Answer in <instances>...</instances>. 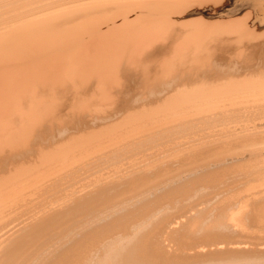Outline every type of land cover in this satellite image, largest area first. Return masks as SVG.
I'll return each instance as SVG.
<instances>
[{"label": "bare ground", "instance_id": "bare-ground-1", "mask_svg": "<svg viewBox=\"0 0 264 264\" xmlns=\"http://www.w3.org/2000/svg\"><path fill=\"white\" fill-rule=\"evenodd\" d=\"M191 1L192 0H38L36 2L32 0L28 3L16 5V3L19 2L18 1L14 6H7L4 10H1L0 7V152L6 147L10 149V155L12 157L25 160L30 157L32 152H34L32 146L29 145L30 142L32 143L34 141V137H36L42 129L46 126L50 128L54 123L56 124L57 120H60L61 123L65 122L66 120H63L66 116L69 117L70 115L74 116L78 114L84 115L88 112L86 110L88 107L85 106V104L89 102L86 100L87 97H89V99L92 97V100H90L91 104L100 102L99 100L96 101L94 97L97 98L102 96L104 101L107 99L123 97V102L119 106L117 105L118 111L116 112L117 108L115 109L116 114H121V117L119 116V121L117 120L118 122L102 126L97 132H90L94 135L88 134L87 136L81 137L73 135L71 132L72 129L68 127L69 125L63 123L64 125H58L56 131L50 136V140L46 139V141L49 140V142L54 141V145L58 143L61 144L59 146L56 145L57 147L54 148L52 152L51 150L50 152L46 151L48 153L43 156L41 155L42 158L44 157V164L49 168L53 167L46 175L44 174L46 172H41L45 175V177L42 176L41 178H45L43 181H46V187L49 190L51 188L49 184L51 185V182L54 179H56V181L53 182L62 183L61 181H63V179H68L67 177L70 179V176L80 174L79 176L82 177L85 173L97 168L99 163L101 164L100 160L102 156L99 154H101L104 145L101 144L102 142H100V144H97V142L91 143V141L97 136L103 137L104 139L109 137V139H111V136L120 133L118 136L112 137L111 140L107 139L106 141H110L108 142L110 145H108L111 149L106 151L107 157L111 156L109 158H117V160H120V156L122 157L123 154H126V151L136 146L139 147L136 143H141V138L139 139L140 142L136 140L139 143L132 142V140L139 137H142V139L144 138L142 142L143 146L146 145L147 148H151L160 138H163L164 140V138H166V133L169 134V137L170 135H176L177 133H181L182 137H184V132L186 133L188 130H192L200 123L202 126L199 127V129L203 128L204 130L206 125L207 129L215 126L217 127L220 122L225 119L226 121L235 119V122L239 120L242 124V122L244 123V120L250 122V120L257 121L256 119L259 120L260 118H264V80L262 79L263 81L259 80L255 82L249 79H232L231 77L233 76L232 74H234V71L230 69L224 70L221 67L222 64L218 62V59L212 57L207 52V49H204V51H202L203 47L202 49H199V45L202 42L200 41V43H198L192 40L195 38V35H193L194 38L189 36L192 38L190 44L194 41L191 45L193 46V50L190 49V47H187L190 46L187 40V44H184L186 45L185 47L181 44L182 42H178L184 48L187 47L189 49H182L179 47V44H177L178 46H175L180 48H174L175 50H179L178 53L181 54L179 59L180 64L176 63L174 60V64L172 61H165L166 63H162L163 65L160 66L161 60L168 57L173 51V49L166 45V40L173 36L171 35L172 32H183L184 30L177 24L175 19L177 15L184 18L187 14L186 11L189 8H192V6H195ZM216 1L218 2L219 0ZM223 1L225 2V0ZM39 2L41 3L40 5L38 4L39 6L33 7L34 4ZM114 4L118 5L116 9L113 8ZM232 5L233 8L226 12L234 14L244 8H252L256 16L255 21L264 22V19L259 13L262 9L260 6H255V3L246 0H236ZM68 6H71V8L69 9ZM64 7H67L68 9H64ZM56 8L62 9L56 10ZM253 12L250 11L249 14H243L242 17H238V19L236 17L235 20L226 23L220 21L221 23H218L216 28L218 29V32L219 30L238 32L240 35L239 39L244 40V38H250L247 32H250V23L253 18ZM200 27L198 26L197 30L200 29ZM204 29L206 30V28ZM213 31L210 32L213 33ZM197 34L198 33H196V35ZM250 36L251 38H255L256 35L252 33ZM198 38L195 39L197 40ZM217 38H219V36H217ZM185 39H187V37H185ZM201 40L203 41V36ZM129 45H132L131 49L133 50L132 52L130 51L131 53H128L129 55L127 56V47ZM212 49L213 48H210V50ZM187 51H191L188 52L190 54L186 53L183 55V52ZM226 76L231 77L229 80L224 81V79L227 78ZM130 84H137L136 86L142 87L143 89L139 93L129 96L128 88L131 86ZM249 88H253V90ZM244 89L261 93L262 95L260 94V98L262 99L258 98L257 100L249 93V96L253 98L250 99L247 94L249 91L247 90L246 97L249 99L246 100V97L242 96V90ZM228 94H230V96L237 95L239 102L230 106V101L226 98L225 100L229 102L227 103V101L221 97L225 95L227 97ZM240 94L243 97L241 100L239 98ZM246 94L244 93L243 95ZM256 95L257 94H255V97L259 94ZM230 96L229 99L232 97ZM244 98L245 100H243ZM248 100H251V102ZM89 104L90 103H88V105ZM102 104L103 103H101L100 106H102ZM93 107L96 106L94 105ZM179 107H182L181 109L188 108L189 113L195 112V115L197 116L190 114L189 116L191 117L185 116L184 118L182 116V118H179L185 113L180 111L183 113L179 115L177 112ZM95 109L96 108H94V110ZM102 109H105V107ZM97 110L98 109H96V111ZM198 111L201 113L206 112L208 114L202 115L199 112L201 115H198ZM101 112L103 113V110H101ZM176 112L177 114L175 115ZM188 114L186 113L185 115ZM114 116V113H96L94 115H88L91 119L90 123H92L90 124L91 128L89 124L86 123L85 125H81V129L78 131L92 129V127L95 126L98 127L101 124H99L98 121L101 122V120H103V122L106 121L104 124H107V120H111ZM175 116H179L178 118L181 120ZM160 119H167L168 123L170 122V125L167 126V123L165 122L163 123H165L166 126L165 124L162 125V122H159ZM169 119H171V121L173 119H178L179 121L177 120L178 122H176L173 120L174 123H172ZM112 121L113 120H111V122ZM159 124L163 127L165 126L164 130H166V132L160 130L163 129V127L161 125L159 127ZM221 125L223 124L221 123ZM157 127H159V130ZM256 128H258V126ZM207 129L205 130L207 131ZM243 132L236 135L237 137H229L230 139L221 143L214 142L212 145L208 144L203 147H190V151L187 149L188 152H184V155L181 154L183 157H181L180 160L178 159V163H175V160L167 158L164 160H169L168 162L174 161V163L169 164L167 162L168 166H164L167 164L161 163V165H164L160 167L155 165L156 167L152 166L147 169L144 167L142 168V174L130 178L119 176V178L104 185H100L95 190L87 193L89 195L78 198L74 202L77 203V205H74L73 207L71 206V212L74 214L79 210L85 211L89 204L92 205L91 211H93V213H95V211L98 213L103 207L112 209L114 207L115 209V207L119 206L118 200H120L119 198H121V196L137 190L142 185L147 183L150 184L152 180L159 177L164 171L173 169L176 166H192L189 168V172H194L201 167H205L206 169L200 173V175L198 174L199 176L196 175L198 176V182L203 181L204 177L213 175L215 176V179L211 180L213 181L211 186L217 188L219 183H221L219 177H222L224 172L227 171V168H230V166L233 165L219 168L217 165L220 161L223 162L224 159L225 161L229 159H231V161L235 160L245 151H251L253 154L258 155L259 150L263 149L264 136H260L259 133L261 131H249L244 134ZM255 133L259 134V136L255 135ZM200 134H202V132ZM261 135H263V133ZM188 136L185 137L187 138ZM168 140L166 139L167 142ZM83 141H90V145L96 143L98 145L95 144L96 148H93L92 146L90 147L89 145L88 149H102L100 153L97 151L99 154H97L95 150L96 155H93L95 157L99 155L101 158L97 157V159H93L91 156L93 151L91 155H89L88 153L90 152L87 153L86 151L88 150L86 149L85 152L87 155L85 157L82 155V157L80 156L81 158L78 157L79 159L77 158L76 160V154L79 156L80 153H83V150H79L80 153H78L79 151L76 150L77 148H73L75 144L79 145L77 143H83ZM164 141H162L163 144ZM178 142H180V140ZM169 143L170 140L168 144ZM180 143H182V139ZM85 144H80L82 149ZM124 144L128 147H124ZM120 145H124L122 146L123 148L121 147L122 149L119 148ZM166 145L167 143L165 146ZM107 147L108 146H106V149L109 148ZM138 147L136 148V151L138 150ZM249 147L251 148L249 149ZM147 148H145V150ZM142 149L139 150V152H141ZM42 150L43 152L45 151L44 149ZM104 151L102 152L103 154H105ZM144 152L146 154L147 151H143V153ZM5 153H7L6 150L3 151V154ZM128 153L131 152L128 151ZM132 154L134 155V153ZM227 154H230L229 157H227ZM41 156L39 157L41 158ZM87 156H91L89 158H92V160L86 159L88 158ZM72 159H74V162H81L83 159L88 161L81 162L74 167V165L71 164L73 162H70ZM107 160L108 159H106V161ZM112 160L113 159L110 161L113 162L114 160ZM117 160H115V162H117ZM61 161H65L67 164L70 163L73 167L70 165L66 167L64 165L65 162H63V167L70 169L65 172L63 170L64 168L59 166ZM102 162H104V159ZM40 163H42V160ZM254 165L255 162H251L250 160L247 162L249 169L248 172L254 170ZM34 166H32V168ZM39 166L38 168H36L37 166L35 168L39 170ZM45 166L43 165V167ZM28 167H24L23 170L26 171ZM60 167L63 169H59V172H62L63 170L65 173L62 172L59 174L58 170H55ZM30 169H28L29 172ZM53 170L58 172V176ZM9 172L11 171L9 170ZM27 172L25 173L28 174ZM50 172L55 173L56 177L51 178L49 175ZM15 173L17 174V171ZM25 173L23 172V174ZM31 173H29V175ZM38 174L39 173H37L36 176ZM14 175L11 176L14 177ZM22 175L19 177H24ZM261 175L262 176H257L252 181L263 182L264 173L262 172ZM26 176L24 177L25 179H27ZM79 176L76 178L74 177L75 179H72L71 181H66V183L60 187V190L63 191V187L77 184V182H79ZM181 176L183 175L181 174ZM5 178L7 177L5 176ZM8 179L5 180L6 183L10 180ZM12 179L14 180V178ZM172 179L174 178L172 177ZM187 180L184 182L182 181V183L179 184L176 183V187L173 186L171 189H167L164 194H159L152 199L139 202V205L131 210L112 214L114 210L111 209L112 211H108H111L112 213L104 212V214H106L104 216H101L99 213L98 215H100L101 218L98 220L101 222L98 224L96 223L95 226L88 231L86 230L87 228L85 229L84 227L85 231L83 227H81L84 231H79L80 233L76 230H72L76 224L71 222L74 220L70 216L72 213H66L68 216L65 214L67 217L64 215L60 220V215L57 213L55 214L53 210L44 215L41 214L42 216H38L37 209L33 211L34 209H31L32 207L28 208L26 205L27 202L25 203L23 200L24 198H20V193L17 195L14 194L15 196L12 193L3 194L0 196V264H264V247H262L264 246V239L262 238L260 242L246 241V239H242L241 241L242 236L246 237L250 235L248 234L250 231L247 230L248 232H246L244 229L247 223L242 220L247 218L252 219L255 222L257 216H259L261 211L264 210V203L254 207L252 215L250 214L251 216L249 215L251 207L249 209L246 205L243 206L244 208L248 207L246 209L237 208L240 210L238 213L234 212L238 205L236 207L233 206V212L236 214L233 215V212L231 211L232 213L230 212L231 214L228 215V208L235 203L236 199H238L237 197H231L225 201L216 203L214 207L198 209L199 211L191 214L187 219L182 220L181 222L179 221L180 223L177 222L176 226H173L174 221L172 219L176 217L171 218L168 212L164 213V209L161 211L159 210V207L161 208L163 202H169L172 200L168 199V196L169 198H173L174 194H179L188 198L194 195L191 193L195 191L192 190V185L190 186V183L194 179ZM1 181L2 180H0V182ZM5 181L3 184H5ZM14 183L16 182L14 181ZM33 183L36 184L37 182ZM195 183H197V181ZM38 184L40 183L38 182ZM5 186L6 185H3L2 187L4 188ZM33 186L31 187L32 189H34ZM59 186L58 184H53V187L50 190L52 191V195L55 194L54 197L56 196V192H61L59 188H57ZM168 186L170 187V185ZM248 186L250 185L246 184L245 186L246 192L243 193L245 195L247 193L254 195L252 194L253 191L257 194L259 188H262L260 185V187H258V185L254 186L258 187V189L253 187L248 188ZM10 188H8V190ZM153 188H155V186ZM20 189L22 192L23 187ZM26 189L28 192V187ZM4 190H1L2 193ZM6 191L7 190H5V192ZM24 191L25 190H23V192ZM28 194L29 193H27V195ZM38 194L39 193H36V196H38ZM140 195L143 194H135L131 199ZM41 196L43 197V195ZM242 197L244 199V196ZM241 198H239V200H241ZM255 199L257 200V198ZM42 200L43 199L41 198V201ZM247 200H244L243 202H246ZM251 200L252 199H250V201ZM42 203L44 202L42 201ZM237 204L239 203L237 202ZM240 205H243V203L241 202L239 206ZM32 206L35 208L34 205ZM23 207L27 208H24L25 210H21L22 212H20L19 209H23ZM66 208H68V206ZM88 208H90V206ZM168 208L170 210V207ZM61 209L62 208H60V210ZM233 209L231 208V210ZM11 210H14L15 213L19 210L20 213L18 212L15 215L12 213V216H10L9 211L13 212ZM93 213L91 212V216ZM228 217H230V220H228ZM92 218H94V216ZM76 220L77 219L74 221ZM90 220H87V222H92ZM236 222H238V225H240V222L241 225L242 223L245 225H243L242 228L241 226L239 227ZM70 223L74 224V226L72 224L73 227L70 226L72 228L69 229L70 231L72 230V232H69L70 234L67 233L66 236H63V234L61 238L57 239L58 242L55 245L48 248L46 247L47 249L43 250L44 245L54 239L49 236L54 231L63 227L64 229L65 227L68 229L67 225ZM79 224L80 223H78V225ZM82 224L83 223H81V225ZM78 225L76 226L77 230L79 229ZM99 243L102 245L99 246ZM249 244L250 246H247Z\"/></svg>", "mask_w": 264, "mask_h": 264}, {"label": "rangeland", "instance_id": "rangeland-1", "mask_svg": "<svg viewBox=\"0 0 264 264\" xmlns=\"http://www.w3.org/2000/svg\"><path fill=\"white\" fill-rule=\"evenodd\" d=\"M13 1V2H12ZM19 1V2H18ZM25 1H27V2H25ZM32 1V0H31ZM31 1H29V0H24V1H22V0H0V7H1V10H4L5 8H7V6H9V7H11V6H14L15 5V3L16 2H18V3H16V5L18 4H23V3H28V2H31ZM33 1H38V0H33ZM190 1V0H189ZM193 1V2H192ZM191 1V3L193 4V5H195V6H192V8H189L187 11H186V16L184 17V18H182V17H179V15H177V17H176V22H177V24L178 25H180L181 26V28L182 29H184L183 30V32H172L171 33V35H173L172 37H170L169 39H167L166 40V45L169 47V48H171V49H173V51L170 53V55L168 56V57H166L165 59H162L161 60V62H160V66H162L163 64L162 63H166V62H170V61H172V63L174 64V60L176 61V63H179L180 64V56H181V54H179L178 53V51L179 50H175L176 48H178V47H175L177 44H179L180 46V48H182V49H189V48H187V47H190V49H192L193 50V46H191L192 45V43H194V41H196V42H198V43H200V41L202 42V43H200V47H199V49L201 48L202 49V47H203V49H202V51H204V49H207V52L212 56V57H215V58H217L218 59V62L219 63H221L222 65H221V67L224 69V70H232V71H234V74H232L233 76L231 77V76H226L227 78H225L224 79V81H227V80H229L230 79V77L232 78V79H241V80H244V79H249V80H252V81H255V82H257V81H263L264 80V22H261V21H255L256 20V16H255V13L253 12V9L252 8H244V9H242V10H240L239 12H237V13H234V14H230L229 12H226V11H230V9L231 8H233V3L236 1V0H225V2L223 1V0H219L218 2L216 1V0H192ZM197 1V2H196ZM211 1V2H210ZM246 1H250V2H252V3H255V6H260V8L262 9V10H260L259 11V13H260V16L264 19V15H263V12H264V0H246ZM10 2V3H9ZM208 2V3H207ZM221 2H222V4H221ZM224 2V3H223ZM233 2V3H232ZM9 3V4H8ZM12 3V4H11ZM14 3V4H13ZM208 5H207V4ZM216 3V4H215ZM218 3V4H217ZM4 4H5V6H4ZM41 4L40 2L39 3H36V4H34L33 5V7L34 6H39V5ZM111 4H113V3H111ZM11 5V6H10ZM217 5V6H216ZM220 5V6H219ZM2 6H3V8H2ZM75 6V5H74ZM74 6H72V7H74ZM112 6V5H111ZM114 6V7H113ZM112 7L113 8H117L118 7V5H116V4H114ZM8 7V8H9ZM69 7V9L71 8V6H68ZM63 8V7H62ZM62 8H59V9H62ZM67 7H64V9H66ZM113 8H111L112 10H114ZM58 8H56V10H59ZM68 9V8H67ZM250 11H252L253 12V18H252V21H251V23H250V32H247V34L249 35V37L250 38H244V40L243 39H239L240 38V35H239V33L238 32H231V31H228V30H219V32H218V29L216 28V26H217V24L218 23H221L222 21L223 22H228V21H231V20H235L236 19V17H237V19H238V17H242V15L243 14H249L250 13ZM222 12V13H221ZM214 13V14H213ZM251 18V17H250ZM261 18V19H262ZM179 19V20H178ZM181 19V20H180ZM221 21V22H220ZM180 24H179V23ZM215 25V26H214ZM198 26L200 27V29H198L197 30V28H198ZM195 27H196V29H195ZM204 28H206V30L204 29ZM208 28V29H207ZM203 29H204V33H203ZM213 29H214V31H213ZM186 30H188V31H186ZM194 30H195V32H194ZM197 30V31H196ZM213 31V33L212 32H210V31ZM208 31V32H207ZM207 32V33H206ZM193 33V34H192ZM196 33H198L197 35H196ZM201 33H203V34H201ZM252 33L254 34V35H256L255 36V38H251V36H250V34L252 35ZM184 34V35H183ZM188 36H187V35ZM193 35H195V38H198L197 40L193 37ZM199 35V36H198ZM179 36V37H178ZM189 36H191L192 38H194V39H192V38H190ZM198 36V37H197ZM202 36H203V41L201 40L202 39ZM205 36H206V39H205ZM217 36H219V38H217ZM177 37H178V39H177ZM185 37H187V39H185ZM216 37V38H215ZM181 38V39H180ZM190 38V39H189ZM194 40V41H192V43L190 44V40ZM213 39V40H212ZM220 39V40H219ZM223 39V40H222ZM246 39V40H245ZM184 42H186V43H184ZM188 41V44L190 45V46H187L186 48H184L186 45H184V44H187V41ZM215 40H216V42H215ZM223 42H222V41ZM241 40V41H240ZM168 41V42H167ZM178 41H180V42H182L181 44L184 46H182ZM209 41V42H208ZM170 42V43H169ZM205 42V43H204ZM211 42H213V43H211ZM220 42V43H219ZM222 42V43H221ZM227 42V43H226ZM205 44V45H204ZM243 44H245V45H243ZM174 45V46H173ZM201 45H204V46H201ZM223 45V46H222ZM242 45V46H241ZM131 46L132 45H129L128 47H127V50H128V52H127V56L132 52V50L133 49H131ZM178 46V45H177ZM239 46V47H238ZM248 46V47H247ZM130 48V49H129ZM175 48V49H174ZM180 48H178V49H180ZM210 48H213L212 50H210ZM222 51H221V50ZM246 49V50H245ZM210 50V51H209ZM131 51V52H130ZM238 51V52H237ZM188 52H191V51H187V52H183L184 54L183 55H185L186 53L187 54H190V53H188ZM243 52V53H242ZM247 54H246V53ZM129 53V54H128ZM213 53V54H212ZM179 54V55H178ZM220 56V57H219ZM176 57V58H175ZM242 57V58H241ZM243 57H245V58H243ZM175 58V59H174ZM247 59V60H246ZM222 60V61H221ZM166 61V62H165ZM175 63V64H176ZM176 65H178V64H176ZM261 70V71H260ZM237 71V72H236ZM258 74V75H257ZM261 74V75H260ZM253 75H255V76H253ZM257 76V77H256ZM263 79V80H262ZM136 83V82H135ZM0 84H1V82H0ZM137 84H138V82H137ZM137 84H130L131 86L128 88V90H129V96H131V95H134V94H137V93H139L143 88L142 87H138V86H136ZM246 89V88H245ZM242 90V96H247V94H248V96H249V93L251 94V96L253 97V98H256L257 100H258V98H260L261 96H260V94L261 93H256V92H254V91H252L253 90V88H249V89H252L251 91L249 90V89H247V90ZM254 89H256V88H254ZM245 91V92H244ZM258 91V90H257ZM135 92V93H134ZM246 92H248L247 94H246ZM254 92V93H253ZM260 92V91H259ZM246 94V95H243V94ZM254 94V95H253ZM255 94H259L257 97H255ZM229 96H230V94H228ZM227 95V97H226V95L225 96H221V97H223V99L225 100L226 98L228 99V101H230V103L232 104H230V106H233V104L235 103L236 104V102H239L238 101V97H237V95H231L230 97V99H229V96ZM262 95V94H261ZM241 96V94L239 95V98H240V100L243 98ZM237 97V98H236ZM250 97V96H249ZM92 98V97H91ZM89 99V97H87V101H89V102H87V104H85V106H87L88 108H86V110L88 111L86 114H84V115H70L69 117L68 116H66V117H68V118H66V117H64V120L63 121H65V122H63L64 124H67V125H69L68 127H70L72 130H71V132H72V134L73 135H78L77 137H81V136H87L88 134H90V135H94V134H92V133H90V132H97V131H99V129H101L102 128V126H105V125H109V124H112V123H116V122H118L119 121V119H120V117H121V114L119 113V114H116V112L118 111V106L123 102V97H118V98H112V99H107V100H103L102 99V96H99V97H94L95 99H96V101L97 100H99L100 102H96V104H91V101L90 100H92V99ZM235 100V99H237V100H233V99ZM253 98H251L250 97V99H253ZM95 99H93V100H95ZM101 99V100H100ZM118 99H119V101H118ZM132 99V98H131ZM247 99H249V98H247L246 97V100ZM260 99H262V98H260ZM110 102H109V101ZM231 100H232V102H231ZM243 100H245V98L243 99ZM104 101V102H103ZM107 101V102H106ZM225 101H227V100H225ZM227 101V103H229ZM249 101V100H248ZM117 102H118V104H117ZM249 102H251V100L249 101ZM252 102H253V100H252ZM88 103H90L89 105H88ZM101 103H103L102 104V106L103 107H105V109H102L103 107L102 106H100L101 105ZM200 103V102H199ZM226 103V104H227ZM96 106V107H93V106ZM110 105V106H109ZM118 105V106H117ZM84 106V107H85ZM92 106V107H91ZM107 106H109V107H107ZM178 106H181V105H178ZM226 106H229V105H226ZM225 106V107H226ZM97 107H99V108H97ZM182 107H184V106H182ZM182 107H179L178 108V110H177V112H178V114L180 115V114H182L183 112H185V113H183L179 118H182V116L185 118V116H188V117H191V116H189L190 114H192V115H195V112L194 113H189L188 111V108H183V109H181ZM93 108V109H92ZM94 108H96V109H98L97 111H96V109L94 110ZM108 110H107V109ZM117 108V109H116ZM224 108V107H223ZM89 109V110H88ZM100 109V110H99ZM115 109H116V112H115ZM181 109V110H180ZM101 110H103V113L101 112ZM185 110V111H184ZM92 111V112H91ZM95 111V112H94ZM100 111V112H99ZM110 111V112H109ZM180 111H183V112H180ZM187 111V112H186ZM90 112V113H89ZM105 112V113H104ZM177 112L175 113V115L177 114ZM191 112V111H190ZM199 112L200 111H198L197 113H198V115H205V114H208V113H201V114H199ZM110 114V113H114L115 114V116H114V118H112L111 120H113L112 122H111V120H110V122H109V120H107V124H104V122H106V121H104L103 122V120H101V122L100 121H98L99 122V126L98 127H92V129H83V130H80V131H78L79 129H81V125H85L86 123L87 124H89V126H90V124H92V123H90L91 122V119H90V117H88V115H94V114ZM188 114V115H185V114ZM73 116V117H72ZM81 116V117H80ZM117 116V117H116ZM120 116V117H119ZM195 116H197V115H195ZM84 117V118H83ZM175 117H177V116H175ZM177 117V118H178ZM79 118V119H78ZM118 118V119H117ZM178 118V119H179ZM71 119V120H70ZM172 119V118H171ZM171 119H169L170 121H171ZM176 119V118H175ZM175 119H173V120H175ZM177 119V120H178ZM116 120V121H115ZM118 120V121H117ZM173 120L171 121L172 123H174L173 122ZM177 120H175L176 122H178L179 120H181V119H179L178 121ZM257 121H255V120H250V122L248 121V120H244V123L242 122V124H241V122L239 121H236L235 122V119H232V120H230V121H226V119L224 120V121H222V122H220V126L218 125L217 127L215 126V127H213V128H210V129H207V125L204 127V130H203V128L202 129H199V127H201L202 126V124L200 123V124H198V126H196V127H194L192 130H188L186 133L184 132L183 134H185V135H183L184 137H182V135H181V133H177L176 135L174 134V135H170V137H169V134H165V137L166 138H164V140H163V138H160L159 140H158V142H160V143H158V142H155V143H158V144H155L154 143V145H152V147L154 148H147V146L146 145H142L143 143V139H142V137H139V138H137V139H135V140H132V142H138L139 141V139L142 141L141 143H139V144H137L136 143V145H139V147L138 146H136V147H133V148H131L130 150H128L129 152H131V153H128V151H126V154L128 153L129 154V156H128V154H127V156H126V154H123L122 155V157L120 156V160L118 161L117 160V158H109V157H111V156H109V157H107V152L106 151H109V150H111L110 149V147H109V145H110V143H108V142H110V141H108V142H106L107 141V139H109V137L108 138H106V139H104L103 137H100V136H97L94 140H98V141H91V143L92 142H97V144H100V142H102L101 144H103L104 145V147L101 149L102 150V152L104 151V149H105V154H103L102 152H101V154H99L100 153V151L101 150H98V149H93V148H96V143H93L94 144V146H93V144L92 145H90V141H88V142H86V141H83V143H77V144H79V145H76L75 144V146H74V148L73 149H75V148H77L76 150L77 151H79V150H83L82 152V154L80 153V151L78 152V153H80L79 154V156H78V154H76L77 155V157L75 156V158H76V160H77V158L79 157V158H81L82 157V155H84L83 157H85L86 155H87V153L88 152H90V153H88L89 155H91V153H92V151H93V153H92V157H93V159H97V157L99 158L100 156H102V158H101V160L103 161V159H104V162H102L101 160H100V162H101V164L99 163L98 165L99 166H97V168H95L94 170L92 169V170H90L89 172H87V173H85L82 177H80L79 175L80 174H78V175H76V176H70V179H69V177H67L68 179H63V181H61L62 183H60V182H53V181H56V179H54L52 182H51V185L49 184V186L51 187L49 190H48V188L46 187L47 186V183H45L46 181H43L45 178H41L42 176L43 177H45V175L48 173V171H50V169H52L53 167H47V165L46 164H44V162H43V158H42V156L44 155V154H46V153H48V152H50V150H51V152L53 151V149L54 148H56L57 146H59V145H61V144H55L54 145V141L53 142H49V138H50V136L52 135V133L54 132V131H56V129H57V127H58V125H64L63 123H61L60 122V120H57V122H56V124L54 123V125L53 126H51L50 128L48 127V126H46L44 129H42L41 130V132H39L37 135H36V137H34L35 139H34V141L31 143L30 142V144L29 145H31L32 146V148L34 149V152H32L31 154H30V157H28V158H26L25 160L23 159H18V158H14V157H12L11 155H10V149H8V148H6L5 146V149L3 148L2 149V151L0 152V180H2L1 182H0V185H1V187H0V191L1 190H7L6 192H5V190L3 191V193H2V191H1V193H0V196H2L3 194H18V193H20V198L21 199H23L24 201H25V203L27 202V206H28V208H31V209H34L33 211H35L36 209H37V215L38 216H42V215H44V214H46V213H48L49 211H54L55 212V214L57 213L58 215H60L59 216V220H60V218L62 219L63 217H64V215L67 213V214H70V213H72L71 212V206L73 207L74 205H77V203H74L78 198H81L82 196L83 197H85V196H87V195H89V194H87V193H89V192H91L92 190H95L96 188H98L100 185H104V184H106V183H108V182H111V181H113V180H115V179H117V178H119V176L120 177H126V178H130V177H133V176H136V175H140V174H142V172H143V169L142 168H150V167H156L155 165H158V167H160V166H163L164 164H167V165H164V166H168V163L169 164H172V163H174V161H172V160H175L176 162L175 163H178L179 162V160H180V158L181 157H183L182 155H184L186 152H188L187 151V149L189 150L190 149V147H203V146H206V145H212V143H221V142H223V141H226V140H228V139H230V138H235V137H237L236 135H238L239 133L241 134L243 131V134L245 133V132H255V131H261L259 134H260V136H264V118H260L259 120L258 119H256ZM70 121V122H69ZM73 121V122H72ZM87 121V122H86ZM162 123H161V122ZM167 121V122H166ZM68 122V123H67ZM109 122V123H108ZM159 122L162 124V125H164L165 123H167V126L168 125H170V122L168 123V120L167 119H160L159 120ZM163 122H165V123H163ZM239 124H238V123ZM246 122V123H245ZM221 123L223 124V125H221ZM233 123V124H232ZM258 125H257V124ZM74 124V125H73ZM161 124H159L158 126L160 127V125ZM161 125V126H162ZM232 125H235V126H232ZM237 125V126H236ZM241 125V126H240ZM255 125H257L258 126V128H256L257 126H255ZM165 126H166V124H165ZM164 126V127H165ZM159 127H157V129L159 128ZM163 127V126H162ZM161 127V128H162ZM163 127V129H160V130H162L163 132H166V130H164L165 128ZM208 127H209V125H208ZM247 127V128H246ZM250 127V128H249ZM90 128H91V126H90ZM197 128V129H196ZM234 128H235V130H234ZM249 128V129H248ZM77 129V130H76ZM198 129H199V131H198ZM205 129H207V131L205 130ZM226 129V130H225ZM228 129V130H227ZM258 129V130H257ZM262 129V130H261ZM94 130V131H93ZM159 130V129H158ZM195 130V131H194ZM197 130V131H196ZM209 130V131H208ZM212 130V131H211ZM231 130V131H230ZM234 130V131H233ZM237 130V131H236ZM249 130V131H248ZM255 130V131H254ZM83 131V132H82ZM193 131H194V133H195V137H194V133H193ZM230 131V132H229ZM263 131V132H262ZM79 132H80V134H79ZM159 132H161V131H159ZM189 132V133H188ZM202 132V134H200ZM209 132V133H208ZM215 132V133H214ZM236 132V133H235ZM238 132V133H237ZM188 133V134H187ZM263 133V135H261ZM41 134V135H40ZM120 134V133H119ZM118 134V135H119ZM160 134V133H159ZM230 134V135H229ZM232 134H233V136H232ZM259 134H257V133H255V135H257V136H259ZM61 135H64V134H61ZM118 135H115V136H118ZM178 135V136H177ZM189 135V136H188ZM199 135V136H198ZM201 135V136H200ZM213 135V136H212ZM48 138H47V137ZM115 136H111L110 138L112 139V137H115ZM182 138H181V137ZM185 136H188L187 138L185 137ZM193 136V137H192ZM221 139H220V138ZM230 137V138H229ZM241 137H242V135H241ZM37 138H38V140H37ZM100 138H102L103 139V141L104 142H106V143H104L103 141H102V139H100ZM175 138V139H174ZM176 138H178V139H176ZM184 138V139H183ZM189 138V139H188ZM46 139H49L48 141H46ZM111 139H109V140H111ZM166 139L168 140H170V143L168 144V142H169V140H168V142L166 141ZM171 139H174V140H171ZM181 139H182V143H180L181 142ZM213 141H212V140ZM218 139H219V141H218ZM224 139V140H223ZM136 140H138V141H136ZM161 140V141H160ZM176 140V141H175ZM180 140V142H178ZM208 140V141H207ZM37 141V142H36ZM43 141V142H42ZM162 141H164V144H163V142ZM36 142V143H35ZM162 142V143H161ZM175 142V143H174ZM206 142V143H205ZM85 143H88V144H85ZM167 143V145L165 146V144ZM178 143V144H177ZM51 144V145H50ZM80 144L82 145V144H85V145H83V149H82V146H80ZM96 144V145H95ZM109 144V145H108ZM160 144V145H159ZM42 145V146H41ZM49 145V146H48ZM57 145V146H56ZM89 145H90V147L92 146L93 148L91 149L90 148V150L88 149V147H89ZM102 145V146H103ZM125 145V144H124ZM124 145H120V149H122L123 147L122 146H124ZM163 145V146H162ZM39 146V147H38ZM55 146V147H54ZM77 146V147H76ZM98 146V145H97ZM106 146H108L107 148L108 149H106ZM127 145H125L124 147H126ZM135 146V145H134ZM159 146V147H158ZM162 146V147H161ZM51 147V148H50ZM79 147H81V148H79ZM85 147V148H84ZM122 147V148H121ZM128 147V146H127ZM138 147V150L136 151V148ZM142 147H143V149H142ZM147 148L146 150H145V148ZM149 147V146H148ZM157 147V148H156ZM142 149V151L141 152H139V150H141ZM251 147H249V149H250ZM262 148L263 149H261V150H259V154L258 155H255V154H253V152H251V151H249V152H247V151H245V152H243L237 159H235V160H232L231 161V159H229V160H227V161H225V159L223 160V162L222 161H220L219 163H218V167L219 168H222V167H224V166H230V165H232V166H230V168H227V171L226 172H224V174H223V176L222 177H219L220 178V182L221 183H219V185L217 186V188H214L213 186H211L212 185V182L213 181H211V180H214L215 179V176H213V175H210V176H207V177H204L203 178V181H201V182H198V176L200 175V173H202L206 168L205 167H201V168H199L197 171H194V172H189L188 170H189V168H191L192 166H189V167H187V166H176L175 168H173V169H170V170H166V171H164L159 177H157L156 179H154V180H152L151 182H150V184L149 183H147V184H145V185H142L140 188H138L137 190H135V191H131V192H129V193H126L127 195H123V196H121V198H123V199H121V198H119L120 200H118V204H119V206L118 207H115V209H114V207H113V209L112 208H107L106 206V208H102V209H100L99 211H101V212H99L98 211V213H96L97 211H95V213H93V211H91L92 209V205L91 204H89L87 207H86V209H85V211H83V210H79V211H76L74 214L72 213L70 216L75 220V219H77L76 221H71V222H73V223H76L75 224V226H74V224L73 223H70L69 225H67L68 226V229H67V227H65V229H64V227L63 228H61V229H59V230H56V231H54L49 237L50 238H54L52 241H50V242H48V243H46L45 245H44V247H43V250H45V249H47L48 247H50V246H53V245H55L58 241H57V239L58 238H61L62 237V235L63 236H66L67 235V233L68 234H70L71 232H72V230H76L77 232H79V231H84L86 228V230L88 231L89 229H91V228H93V226H95V224L97 223H100L101 221H99L98 219L99 218H101V216H104V215H106V214H104V212L105 213H107V212H111L112 210H114L113 211V213L112 214H116V213H120V212H125L126 210H131V209H133L135 206H137V205H139V202H142V201H144V200H148V199H152L153 197H155V196H157V195H159V194H164L165 193V191L168 189H171L173 186L174 187H176L177 186V184H179V183H182V181L184 182V181H186L187 179L188 180H192V179H194L191 183H190V186L193 188L192 190L193 191H195V192H193V193H191V194H194V195H192V196H190V197H184V196H182V195H179V194H174V197L173 198H169V196L167 197L168 199H172V200H170L169 202L168 201H165V202H163V204H161V208L159 207V210H161V211H163V209H164V213H169V216L171 217V218H173V217H176V218H173L172 220L174 221L173 222V226H176L177 224V222L178 223H180L182 220H185V219H187L191 214H194V213H196L197 211H199L198 209H205V208H211V207H214L215 206V204L216 203H218V202H222V201H225V200H227V199H229V198H231V197H237L238 199H236L235 200V205L233 204L231 207H229L228 208V210H229V213H228V215H230L233 211H234V207H236L237 205V207L235 208V211L234 212H237L238 213V211L240 212V210H238V209H240V208H242V209H246V208H248L249 207V209H250V207H251V210L249 211V215L251 214L252 215V213H253V208L254 207H257V206H259L260 204H262V203H264V191H263V189H264V181L263 182H254V181H252L254 178H256L257 176H262L261 175V173L263 172L264 173V146H262ZM42 149H44L45 151L43 152V150ZM72 149V150H73ZM86 149L88 150V151H86ZM134 149V150H133ZM149 149H151V150H149ZM162 149V150H161ZM4 150H6V152L7 153H5V154H3V151ZM95 150H96V153H97V151H99V153H97V154H99V155H97V157H95V156H93V155H96V153H95ZM152 150H153V152H152ZM176 150V151H175ZM42 151V152H41ZM46 151H48V152H46ZM75 151V150H74ZM87 153H86V152ZM143 151H147L146 152V154H145V152L143 153ZM149 151V152H148ZM178 151V152H177ZM182 151V152H181ZM190 151V150H189ZM185 152V153H184ZM2 153V154H1ZM43 153V154H42ZM85 153V154H84ZM132 153H134V155L132 154ZM142 153V154H141ZM136 154H140V155H136ZM182 154V155H181ZM249 154V155H248ZM42 155V156H41ZM134 156V157H131V156ZM229 155L230 154H227V157H229ZM39 156H41V158L39 157ZM81 156V157H80ZM91 156H89V157H91ZM105 156V157H104ZM169 156V157H168ZM179 156V157H178ZM88 157V156H87ZM86 158V159H89V160H92V158L90 159V158ZM104 157V158H103ZM125 157V158H124ZM130 157V158H129ZM145 157V158H144ZM166 157V158H165ZM177 157V158H176ZM5 158V159H4ZM39 158V159H38ZM78 158V159H79ZM172 159L171 161L172 162H168L169 160H164V159ZM34 159H35V162H34ZM54 159V158H53ZM85 159V158H84ZM82 160L81 162H85V161H88V160ZM106 159H108L107 161H106ZM111 159H113L112 161L113 162H111L110 160ZM133 159V160H132ZM137 159V160H136ZM179 159V160H178ZM38 160H40V161H38ZM41 160H42V163H40L41 162ZM74 159H72V161L70 160V162H73V163H71V164H73L74 165V167L75 166H77V165H79L81 162H74L73 161ZM115 160H117V162H115ZM249 160L251 161V162H255V165H254V170L252 171V172H248L249 171V169H248V166H247V162H249ZM21 161V162H20ZM25 161H27V162H25ZM109 161V162H108ZM121 161V162H120ZM54 162V161H53ZM63 162H65V161H61L60 162V165L59 166H66V167H68V165H70V166H72L73 167V165H71L69 162V164H67L66 162L64 163V165H63ZM106 162H108V163H106ZM168 162V163H167ZM28 163V164H27ZM34 163V164H33ZM116 163V164H115ZM159 163V164H158ZM161 163H164V164H162L161 165ZM33 164V165H32ZM40 166H39V165ZM67 164V165H66ZM105 164V165H104ZM242 166H241V165ZM5 165V166H4ZM24 165V166H23ZM26 165V166H25ZM30 165V166H29ZM35 165V166H34ZM43 165L47 168H45V167H43ZM12 166V167H11ZM14 166V167H13ZM16 166H17V168H16ZM29 166V167H28ZM32 166H34L33 168H32ZM37 166V167H36ZM38 166H39V170L38 169H36V168H38ZM50 166V165H49ZM69 166V167H70ZM105 166V167H104ZM195 166V165H194ZM244 166V167H243ZM4 167V168H3ZM6 167H8V168H6ZM9 167H11V168H9ZM20 167H22V168H20ZM24 167L26 168V167H28L27 168V170L25 171V170H23L24 169ZM30 167H31V169H32V171H31V169H30ZM36 167V168H35ZM66 167L63 169V168H57V169H55L56 171L58 170V172H59V169L61 170V169H63L65 172H67V170H70L69 168H67L66 169ZM72 167H70V168H72ZM178 167H179V169H178ZM214 167H215V165H214ZM15 168V169H14ZM134 168V169H133ZM182 168V169H181ZM246 168V169H245ZM5 169V170H4ZM16 170L17 171V174L15 173L16 171H14V170ZM21 169V170H20ZM28 169H30V172H29V170ZM35 169V170H34ZM66 169V170H65ZM175 169V170H174ZM178 169V170H177ZM230 169V170H229ZM262 169V170H261ZM9 170L11 171V172H9ZM23 170V171H22ZM47 170V171H46ZM55 170H53L56 174L58 173V172H56ZM62 170V172H64ZM229 170V171H228ZM28 171V172H27ZM34 171V172H33ZM38 171V172H37ZM134 171H135V173H134ZM178 171H180V172H178ZM23 172L25 173V172H27L28 174H23ZM33 174H32V173ZM44 173V172H46V173H44V174H42V173ZM62 172H59V174L60 173H62ZM64 172V173H65ZM104 172V173H103ZM229 172V173H228ZM15 175H14V174ZM29 173H31L30 175H29ZM37 173H39L37 176H36V174ZM52 173V174H51ZM55 173H53V172H50V177L52 178H54V177H56L55 176ZM137 173V174H136ZM252 173V174H251ZM9 174H11V175H14V177L13 176H11V175H9ZM23 174V175H22ZM54 174V175H53ZM181 174L183 175V176H181ZM185 174V175H184ZM199 174V175H198ZM260 174V175H259ZM21 175L22 176H26V178L27 179H25L24 177H22V178H20L21 177ZM29 175V176H28ZM33 175H35V176H33ZM41 175V176H40ZM52 175V176H51ZM164 175H165V177H164ZM173 175V176H172ZM177 175V176H176ZM196 175H198V176H196ZM224 175H226V176H224ZM4 176V177H3ZM5 176L7 177V178H5ZM14 178V180L11 178ZM20 176V177H19ZM31 176V177H30ZM34 178H33V177ZM39 176V177H38ZM57 176H58V174H57ZM80 177V178H78L79 179V182H77V184H75V185H73V186H67V187H69V188H67V187H63L64 189H65V191H64V189H62L63 191H64V193H63V191H61L60 190V187H62L63 186V184L64 183H66V181H71L72 179H75L76 177ZM129 176V177H128ZM180 176V177H179ZM194 176V177H193ZM10 177V178H9ZM19 178V179H17V178ZM30 179H29V178ZM73 177V178H72ZM75 177V178H74ZM172 177L174 178V179H172ZM10 180H9V179ZM16 178V179H15ZM36 178V179H35ZM39 178V179H38ZM41 178V179H40ZM51 178H49V179H51ZM186 178V179H185ZM6 179H8L9 181H7V183H6ZM35 181H34V180ZM168 179H170V180H168ZM224 179V180H223ZM19 181V182H17V181ZM21 180H22V182H21ZM25 180H27V181H25ZM28 180H29V182L31 181H33V182H37L36 184H34L33 182L30 184L29 182H28ZM38 180V181H37ZM65 180V181H64ZM178 180V181H177ZM181 180V181H180ZM187 180V181H188ZM5 181V184H3V182ZM14 181L17 183H14ZM40 181H42V182H40ZM170 181H171V183H170ZM176 181V182H175ZM197 181V183H195V182ZM13 182V183H12ZM38 182L40 183V184H38ZM44 182V183H43ZM48 182V181H47ZM157 182V183H156ZM10 183V184H9ZM25 183V184H24ZM41 183H43V184H41ZM60 183V184H59ZM83 183V184H82ZM162 183H164V184H162ZM174 183V184H173ZM177 183V184H176ZM186 183V182H185ZM204 183H205V185H204ZM9 184V185H8ZM11 184H12V187H11ZM15 186H14V185ZM19 184V185H18ZM46 184V185H45ZM53 184H58V186L59 187H57V188H59V190L62 192H56V196L54 197V195L55 194H53L52 195V191H50L51 189H52V187H53ZM161 184V185H160ZM246 184L248 185H250V186H248V188H250V187H253V188H257L258 189V187H262V188H259V191H258V193L256 194V192L255 191H253L252 192V194H254V195H250V194H243V193H245L246 191ZM252 184V185H251ZM3 185H6L4 188L2 187ZM23 185V186H22ZM25 185V186H24ZM28 185V186H27ZM34 185V186H33ZM37 185H38V187H37ZM41 185H43V186H41ZM168 185H170V187L168 186ZM196 185V186H195ZM258 185V187H254V186H257ZM260 185V186H259ZM263 185V186H262ZM8 186V187H7ZM28 187V192H27V187ZM33 186V188L34 189H32L31 187ZM45 186V187H44ZM48 186V187H49ZM75 186V187H74ZM155 186V188H153ZM198 186V187H197ZM11 187V188H10ZM13 187H14V189H13ZM23 187V189H22V192H21V189L20 188H22ZM56 187V186H55ZM210 187V188H209ZM2 188V189H1ZM8 188H10L11 189V191H10V189L8 190ZM37 188H38V190H37ZM42 188V189H41ZM45 188V189H44ZM94 188V189H93ZM247 188V189H248ZM31 191H30V190ZM67 189V190H66ZM152 189V190H151ZM20 190V191H19ZM23 190H25L24 192H23ZM40 190V191H39ZM48 190V191H47ZM197 190V191H196ZM15 191H17V192H15ZM32 191H34V192H32ZM39 191V192H38ZM42 191V192H41ZM149 191V192H148ZM163 191V192H162ZM10 192V193H9ZM31 192V193H30ZM42 194H41V193ZM51 192V193H50ZM147 192V193H146ZM240 192V193H239ZM27 193H29L28 195H27ZM35 193V194H34ZM36 193H39V194H41V195H43V197L41 196V195H39L38 194V196L40 197V199H39V197L38 196H36ZM46 193V194H45ZM49 193H50V196H49ZM86 193V194H85ZM143 194V195H140V196H138V197H135V198H132L131 199V197H134L133 195H135V194ZM145 193H146V195H145ZM195 193H197V194H195ZM260 193V194H259ZM23 194V195H22ZM33 194V195H32ZM45 194V195H44ZM58 194H59V196H58ZM129 194V195H128ZM244 196V199H243V197L241 198V197H239V196ZM263 195V196H262ZM15 196V195H14ZM24 196H26V197H24ZM29 196V197H28ZM32 196V197H31ZM45 196V197H44ZM47 196V197H46ZM52 196H53V198H52ZM181 196V197H180ZM222 196V197H221ZM248 196H250V197H248ZM258 196V197H257ZM261 196H262V198H261ZM23 197V198H22ZM27 197H28V199H29V201H28V199H27ZM130 197V198H129ZM35 198V199H34ZM38 198V199H37ZM41 198L43 199L42 201L44 202V203H42V201H41ZM46 198V199H45ZM239 198H241V200H239ZM254 198V199H253ZM255 198H257V200L255 199ZM258 198H260V199H258ZM48 199H49V202H48ZM248 199V200H247ZM250 199H252L251 201H250ZM263 199V200H262ZM40 200V201H39ZM130 200V201H129ZM239 200V201H238ZM244 200H247L246 202H243ZM256 200V201H255ZM35 201V202H34ZM37 201V202H36ZM46 201V202H45ZM64 201V202H63ZM71 201V202H70ZM129 201V202H128ZM254 201H255V203H254ZM262 201V202H261ZM29 202H30V205L32 204V205H34V207L35 208H33V206L31 205H29ZM33 202H34V204H33ZM41 203V205H40V203ZM213 202V203H212ZM237 202L239 203V204H241V202L243 203V205H240L239 206V204H237ZM250 202H252V203H250ZM38 204V206H37V204ZM50 203V204H49ZM59 203V204H58ZM109 203H111V202H109ZM109 203H107V204H109ZM245 203V204H244ZM249 203H250V205H249ZM43 204V205H42ZM52 204V205H51ZM69 204V205H68ZM174 204V205H173ZM254 204V205H253ZM257 204V205H256ZM244 205H246V206H248V207H243ZM253 205V206H252ZM46 206V207H45ZM68 206V208H66ZM90 206V208H88ZM109 206V205H108ZM234 206V207H233ZM242 206V207H241ZM36 207H38V208H36ZM40 207V208H39ZM42 207H44V208H42ZM53 207V208H52ZM168 207H170V210H169V208ZM24 208H27V207H23V209L22 208H20L19 210H20V212H22L21 210H25ZM60 208H62L61 210H60ZM84 208V207H83ZM168 208V209H167ZM231 208L233 209V210H231ZM238 208V209H237ZM55 209V210H54ZM112 209V210H111ZM166 209V210H165ZM241 209V210H242ZM19 210L16 212V213H18L19 212ZM64 210V211H63ZM108 210H111V211H108ZM248 210V209H247ZM11 211H13V212H10L9 211V213H10V216H12V213H14L13 215H15L16 213L14 212V210H11ZM68 211V212H67ZM83 211V212H82ZM87 211V212H86ZM232 211V212H231ZM19 212V213H20ZM61 212V213H60ZM81 212V213H80ZM91 212L94 214H92V216H91ZM192 212V213H191ZM231 212V213H230ZM232 213L233 215L234 214H236V213ZM8 213V214H9ZM100 213V215H98ZM216 213V212H215ZM42 214V215H41ZM66 214V215H67ZM97 214V215H96ZM103 214V215H102ZM263 214V215H262ZM65 215V217H67ZM77 215V216H76ZM81 215V216H80ZM188 215V216H187ZM250 215V216H251ZM69 216V217H70ZM94 216V218H92ZM99 216V217H98ZM213 216H214V212H213ZM232 216V215H231ZM8 217H9V215H8ZM25 217V216H24ZM23 217V218H24ZM68 217V218H69ZM79 217H81V218H79ZM88 217H90V218H88ZM96 217V218H95ZM179 217V218H178ZM67 218V219H68ZM85 220H84V219ZM88 218V219H87ZM92 218V219H91ZM91 219V220H90ZM247 219V218H246ZM246 219L244 218V220H242L243 222H245V223H247L246 224V227L244 228L245 230H246V232H248V231H250V232H248V234H250V235H248V236H242L241 237V241H242V239H246V241H253V242H260L261 241V239L263 238L264 239V210L263 211H261V213L259 214V216H257V218H256V221L254 222L252 219H247V221H246ZM87 220L89 221H92V222H94V223H92V222H87ZM228 220H230V217H228ZM249 220V221H248ZM20 221V220H19ZM18 221V222H19ZM79 221V222H78ZM85 223H84V222ZM180 221V222H179ZM253 221V222H252ZM250 222V223H249ZM20 223V222H19ZM78 223H80L79 225H78ZM81 223H83L82 225H81ZM89 223H90V226H89ZM166 223V222H165ZM237 223V225H238V222H236ZM235 223V224H236ZM72 224H73V226H72ZM85 224V225H84ZM92 224V225H91ZM94 224V225H93ZM132 224V223H131ZM133 224H134V222H133ZM235 224H233V225H235ZM78 225V227H79V229L77 230V226ZM243 225H245V224H243L242 223V225H241V222H240V225H238L239 227L241 226L242 228H243ZM70 226H72V227H70ZM236 226V225H235ZM70 227V228H69ZM81 227H83V229H84V227H85V229L83 230ZM72 228V230L70 231L69 229H71ZM75 228V229H74ZM81 229V230H80ZM85 230V231H86ZM248 230V231H247ZM64 233H63V232ZM66 231V232H65ZM62 232V233H61ZM70 232V233H69ZM80 233V232H79ZM59 235V236H58ZM263 236V237H262ZM252 237V238H251ZM254 237V238H253ZM256 238V239H255ZM239 239V238H238ZM253 239V240H252ZM258 240V241H257ZM72 241V240H71ZM71 241H69V242H71ZM264 241V240H263ZM102 243V242H101ZM102 244H100L99 243V246H101ZM247 246H250V244L249 245H247ZM47 247V248H46ZM262 247H264V246H262Z\"/></svg>", "mask_w": 264, "mask_h": 264}]
</instances>
